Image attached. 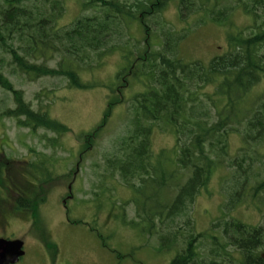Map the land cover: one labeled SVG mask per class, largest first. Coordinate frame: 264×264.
I'll use <instances>...</instances> for the list:
<instances>
[{
	"label": "trees",
	"instance_id": "obj_1",
	"mask_svg": "<svg viewBox=\"0 0 264 264\" xmlns=\"http://www.w3.org/2000/svg\"><path fill=\"white\" fill-rule=\"evenodd\" d=\"M172 1L184 22L179 30L164 18ZM81 7L83 12L64 24L66 0H0V88L11 93L14 102L2 107L0 119L9 117L21 127L43 128L58 137L70 130L49 113L47 104L35 108L26 99L4 72L5 61L12 74L28 80L60 78L71 89L86 90L96 83L87 80L85 72L101 66L108 53L121 51L124 61L107 85L111 93L102 118L81 133L80 159L92 150L123 99H131L125 133L104 158L109 175H118L133 190L126 202L135 205L131 223L157 236L158 251L175 253L169 264H264L263 226L227 219L226 213L200 231L191 215L198 195L226 164L234 170L224 178V206L231 211L247 196L264 202V167L255 173L260 155L250 153V145L264 143V88L257 91L264 80V0H82ZM238 9L245 10L252 23L227 36L226 52L208 62L181 56V43L192 30L208 22L231 25ZM135 25L142 30L144 45L132 34ZM46 91L37 94L41 102L52 98L53 90ZM162 125L176 136L174 152L153 149L154 127ZM233 133L242 136L245 146L241 155L229 159ZM48 139L54 146L58 143L57 137ZM3 154L0 151V201L7 175L14 176L12 159ZM18 192L15 207L37 218L47 192L39 199ZM45 241L55 264L57 246ZM123 256L118 253L119 260Z\"/></svg>",
	"mask_w": 264,
	"mask_h": 264
},
{
	"label": "rangeland",
	"instance_id": "obj_2",
	"mask_svg": "<svg viewBox=\"0 0 264 264\" xmlns=\"http://www.w3.org/2000/svg\"><path fill=\"white\" fill-rule=\"evenodd\" d=\"M81 1L66 0L64 24L83 12ZM164 18L177 30L184 27L175 1L166 8ZM251 23V16L245 10L238 9L232 16L231 25L208 22L198 26L181 43L180 54L186 60L201 59L208 62L213 56L228 50V35L245 30ZM136 26L138 25L133 27L132 34L141 39L137 44L142 45L143 33ZM127 38L125 35V39ZM128 41L131 44L135 42L133 38ZM1 56L3 55L0 53ZM123 61L121 51L108 53L101 66L93 72H85V78L96 83L86 90L71 89L67 81L60 78L43 77L31 81L19 74H12V67L7 61L3 63L4 72L10 76L17 88L24 90L26 99L35 108L40 105L45 108L47 104L49 113L70 128L58 137L43 128L33 131L21 127L15 119L9 117L0 119V151L12 159L14 174L7 175V184L1 187L0 237L18 238L25 242L26 253L18 264H52L46 238L57 246L55 264L171 262L175 254L173 251H158L157 236H150L140 226L131 223L136 218L135 205L126 202L133 194L132 188L118 175H109L110 172L105 168V155L115 150L116 139L125 133L131 115L128 109L131 99H123L96 144L94 142L92 150L80 159L83 147L81 133L91 130L102 118L108 95L111 93L107 85L114 81ZM55 64L56 62L51 63ZM262 85L258 87V92L264 88V80ZM47 89L53 90V94L49 93L52 98H44L41 102L37 99V94L40 91L46 93ZM7 105H14L12 94L0 88V111ZM50 137L58 138L55 146L48 141ZM151 139L156 152L162 149L174 152L176 149L175 134L163 125L154 127ZM244 146L240 134H231L229 159L241 155V148ZM254 146L250 145V153L257 157L260 155L254 168V172L259 173L264 167V156H261L264 155V143ZM31 163H36V168L31 167ZM233 170L227 164L217 169L208 187L196 198L191 215L198 230L209 229L213 222L226 216V213H229L227 219L233 217L264 227V202L261 198L257 200L247 196L231 211L224 206L228 199L224 178ZM48 176L52 177L47 180ZM12 179L16 180L11 182ZM255 181L252 178V184ZM18 191L32 199H39L47 192L44 202L40 203L37 218L32 211L15 207ZM65 205L68 206L70 214L67 213ZM68 215L76 222L69 221ZM215 230L220 234L219 229ZM209 242L206 240L204 246H208ZM119 252L125 254L120 260Z\"/></svg>",
	"mask_w": 264,
	"mask_h": 264
},
{
	"label": "water",
	"instance_id": "obj_3",
	"mask_svg": "<svg viewBox=\"0 0 264 264\" xmlns=\"http://www.w3.org/2000/svg\"><path fill=\"white\" fill-rule=\"evenodd\" d=\"M25 242L22 239L0 237V264H17L25 255Z\"/></svg>",
	"mask_w": 264,
	"mask_h": 264
},
{
	"label": "flooded vegetation",
	"instance_id": "obj_4",
	"mask_svg": "<svg viewBox=\"0 0 264 264\" xmlns=\"http://www.w3.org/2000/svg\"><path fill=\"white\" fill-rule=\"evenodd\" d=\"M263 256H264V253H263Z\"/></svg>",
	"mask_w": 264,
	"mask_h": 264
}]
</instances>
